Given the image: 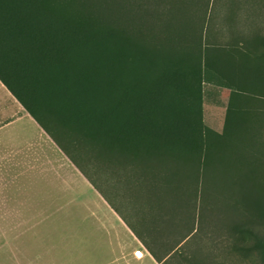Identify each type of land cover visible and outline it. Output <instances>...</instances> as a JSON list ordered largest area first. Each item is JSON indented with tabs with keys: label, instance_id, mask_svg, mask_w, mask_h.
<instances>
[{
	"label": "trees",
	"instance_id": "16d2710c",
	"mask_svg": "<svg viewBox=\"0 0 264 264\" xmlns=\"http://www.w3.org/2000/svg\"><path fill=\"white\" fill-rule=\"evenodd\" d=\"M263 11L264 0H0V88L119 215L103 177L145 193L133 233L157 264L264 259ZM206 80L231 92L221 134L203 126Z\"/></svg>",
	"mask_w": 264,
	"mask_h": 264
},
{
	"label": "crops",
	"instance_id": "0c3cea01",
	"mask_svg": "<svg viewBox=\"0 0 264 264\" xmlns=\"http://www.w3.org/2000/svg\"><path fill=\"white\" fill-rule=\"evenodd\" d=\"M0 206L28 223L10 236L12 256L0 264H90L98 257V264H157L113 206L1 88ZM137 250L141 258L132 255Z\"/></svg>",
	"mask_w": 264,
	"mask_h": 264
},
{
	"label": "rangeland",
	"instance_id": "374dc122",
	"mask_svg": "<svg viewBox=\"0 0 264 264\" xmlns=\"http://www.w3.org/2000/svg\"><path fill=\"white\" fill-rule=\"evenodd\" d=\"M260 17L261 18L258 19L257 21L264 29V11H263V16ZM223 35L225 37L227 36L226 31L225 32L223 31ZM262 65L264 66V61ZM201 93H202L203 126L205 128H209L213 130L217 134H221L223 132L224 125L226 123V114H227V108L230 105L231 92L229 88L225 86H220L207 81L203 83ZM94 176H95L94 178H96L95 180L98 181L97 182L98 184L102 182V177L98 175H94ZM103 178L105 179L107 178L110 181L109 183L110 185L107 186L101 184V188L104 190L109 189V193L111 196L115 195L116 197L120 198V200H114L115 198L111 199L113 200V204H115V207L117 206L116 208H118L124 214L122 216L121 215L119 216L123 218L125 223L132 230V232L135 231L134 229L139 230L138 226L141 216H145L147 213H150V211H148L146 208H143L145 202V199L143 197L145 193L144 192L143 194L142 192L139 193V190L136 188L135 190H133L134 186L133 185L129 186L128 183H124L121 181L120 183H118L119 179L116 176V174L113 172H111L110 175L107 174V177H103ZM111 183L113 185H111ZM116 186L117 188L114 189ZM137 196L139 197L137 198ZM20 217L22 216L11 215L9 207L0 206V262L10 261V258L12 256V253L10 252V248H9L10 236H12L16 230H18L19 232V230L24 229L26 227V224H28L25 221H20ZM199 243L203 244L201 242H198L197 246L199 245ZM134 246L136 245L131 244L129 248H127V250H130L131 247ZM125 252L127 251L125 250ZM144 252L145 254L149 253L145 247H144ZM118 253L120 254V252ZM132 255L135 257V253H133ZM218 260L221 263H225V264H264V259H262V257H260L258 254H255L253 252L244 253L243 256L240 254H237L232 257L225 256L223 258L222 256H220ZM100 261L101 260L99 257L96 260L91 258L90 264H98L100 263ZM142 261H145L146 262L145 264H148L147 260L144 259ZM83 263L85 264V261ZM115 264H122V263L117 262ZM167 264H176V263L173 262V260H170L168 261Z\"/></svg>",
	"mask_w": 264,
	"mask_h": 264
},
{
	"label": "built area",
	"instance_id": "2783aa9c",
	"mask_svg": "<svg viewBox=\"0 0 264 264\" xmlns=\"http://www.w3.org/2000/svg\"><path fill=\"white\" fill-rule=\"evenodd\" d=\"M134 253H135V257L136 258H141L142 257V254H141V252L139 250L135 251Z\"/></svg>",
	"mask_w": 264,
	"mask_h": 264
}]
</instances>
